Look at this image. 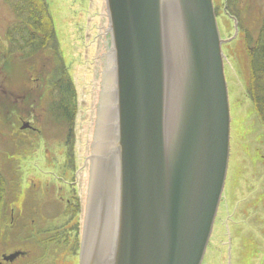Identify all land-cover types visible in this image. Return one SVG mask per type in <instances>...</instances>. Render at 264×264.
Listing matches in <instances>:
<instances>
[{"label":"water","instance_id":"obj_1","mask_svg":"<svg viewBox=\"0 0 264 264\" xmlns=\"http://www.w3.org/2000/svg\"><path fill=\"white\" fill-rule=\"evenodd\" d=\"M105 2L113 66L79 264H202L229 168L223 45L237 24L222 39L213 0Z\"/></svg>","mask_w":264,"mask_h":264},{"label":"rangeland","instance_id":"obj_2","mask_svg":"<svg viewBox=\"0 0 264 264\" xmlns=\"http://www.w3.org/2000/svg\"><path fill=\"white\" fill-rule=\"evenodd\" d=\"M47 1L61 45L21 61L9 53L7 31L15 19L6 0H0V169L7 180L0 264L80 260L108 18L105 0ZM238 2L236 35L225 1L213 0L221 38L236 37L223 45L231 114L229 168L202 264H264V124L253 103L249 54L264 0ZM61 75L71 78L76 92L72 136L47 112L50 91ZM17 251L25 254L13 262L3 259Z\"/></svg>","mask_w":264,"mask_h":264},{"label":"trees","instance_id":"obj_3","mask_svg":"<svg viewBox=\"0 0 264 264\" xmlns=\"http://www.w3.org/2000/svg\"><path fill=\"white\" fill-rule=\"evenodd\" d=\"M6 2L12 9L15 19V23L8 27L7 31L11 55L17 56L21 61H28L50 46L60 45L47 0H6ZM256 33L254 45L249 46L251 82L253 103L264 124V15L260 18ZM246 35L249 36V30L246 31ZM76 110L74 84L67 75H61L49 94L47 109L49 120L65 128L68 135L72 136L71 129ZM6 187L7 180L0 169V216L4 211Z\"/></svg>","mask_w":264,"mask_h":264},{"label":"flooded vegetation","instance_id":"obj_4","mask_svg":"<svg viewBox=\"0 0 264 264\" xmlns=\"http://www.w3.org/2000/svg\"><path fill=\"white\" fill-rule=\"evenodd\" d=\"M214 1H217V0H214ZM222 1H225V4H226V6H225V8H224V10H225V12L229 15V16H231L232 18H233V21H234V24H235V22H236V24H237V29H238V31L240 30V22H239V19L237 18V15L239 14L238 13V9H237V5H236V2H243L244 0H222ZM251 2H256L257 3V1H260V0H250ZM238 2V3H239ZM248 6V5H247ZM246 6V7H247ZM255 6V5H254ZM255 7H257V6H255ZM248 8H249V6H248ZM215 9H216V11H217V8H216V6H215ZM246 9V8H245ZM249 30V29H248ZM110 43L108 42L107 43V45H109ZM110 52H107V54L104 56V65H103V67H104V69H103V73H102V78H103V75H105V77H106V75L108 74L109 75V73H111L112 74V66H113V59L112 58H110ZM105 73V74H104ZM103 85V84H102ZM75 205H76V203H75ZM85 219V218H84ZM85 221V220H84Z\"/></svg>","mask_w":264,"mask_h":264},{"label":"bare ground","instance_id":"obj_5","mask_svg":"<svg viewBox=\"0 0 264 264\" xmlns=\"http://www.w3.org/2000/svg\"><path fill=\"white\" fill-rule=\"evenodd\" d=\"M105 5H106V2H105ZM66 10H64V12H65ZM65 15H67V13L65 14ZM107 16V15H106ZM57 32V31H56ZM109 33L107 32V29H106V37H107V43L109 42ZM58 40H59V44L61 45V41H60V39L58 38ZM111 44L110 45H106V47H107V49H108V52H110V49H111ZM62 47V46H61ZM110 54H111V52H110ZM110 58H112V55H110ZM102 68H103V66H102ZM101 74H102V72L100 71V77H101ZM229 100H230V98H229ZM90 158V157H89ZM227 179V178H226ZM90 182V181H89Z\"/></svg>","mask_w":264,"mask_h":264}]
</instances>
